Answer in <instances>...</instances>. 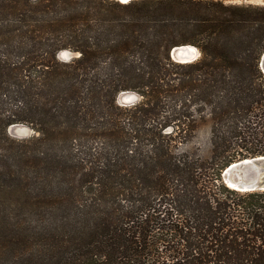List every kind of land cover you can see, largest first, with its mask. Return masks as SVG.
<instances>
[{"label":"trees","instance_id":"trees-1","mask_svg":"<svg viewBox=\"0 0 264 264\" xmlns=\"http://www.w3.org/2000/svg\"><path fill=\"white\" fill-rule=\"evenodd\" d=\"M263 54L264 4L0 0V264H264V191L222 178L264 156Z\"/></svg>","mask_w":264,"mask_h":264},{"label":"water","instance_id":"water-1","mask_svg":"<svg viewBox=\"0 0 264 264\" xmlns=\"http://www.w3.org/2000/svg\"><path fill=\"white\" fill-rule=\"evenodd\" d=\"M117 1L127 3L131 0ZM257 3L264 4V0ZM171 55L179 63H189L197 56L195 50L189 46L175 48ZM260 68L264 73V54L261 57ZM19 132L21 131L17 134ZM222 178L227 187L238 192L264 191V156L247 158L230 164L223 171Z\"/></svg>","mask_w":264,"mask_h":264},{"label":"rangeland","instance_id":"rangeland-1","mask_svg":"<svg viewBox=\"0 0 264 264\" xmlns=\"http://www.w3.org/2000/svg\"><path fill=\"white\" fill-rule=\"evenodd\" d=\"M230 1L246 2L247 0H230ZM248 1L251 3L260 2V0H248ZM258 4H261V3H258ZM59 57H60V59H63L65 61H69L71 58L75 57V54H73L71 52H64V53H61ZM140 99H141V97L137 92L127 91V92L120 93L117 96L116 102L119 106L130 107V106L138 103L140 101ZM16 106L17 105L13 100L6 101L5 105H4V108H5L4 111L14 112L15 110H17ZM1 113L7 114V113H4L3 111ZM13 126H10L7 129L9 136L13 140L21 141V140L28 139V138L35 135V132L30 125L18 124V125H13ZM18 131H21V132H19V134H17ZM205 134H206V129L203 128L197 133L196 137H194L189 142L188 146L191 149V151L194 152L195 155L199 154L200 150L205 149V143H206V135ZM180 148H183V147L182 146L180 147V145L177 146L175 148V151L180 150ZM0 186H4V183L2 182L1 178H0ZM20 202H21V200L15 194L5 195V196L1 197V199H0V205L8 207L12 213H19L20 206H21Z\"/></svg>","mask_w":264,"mask_h":264}]
</instances>
